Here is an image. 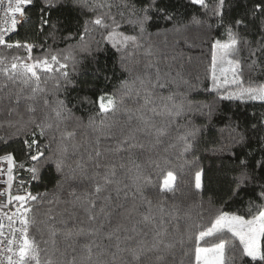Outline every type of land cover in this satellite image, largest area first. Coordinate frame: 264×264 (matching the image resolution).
I'll use <instances>...</instances> for the list:
<instances>
[{"label":"snow or ice","instance_id":"snow-or-ice-1","mask_svg":"<svg viewBox=\"0 0 264 264\" xmlns=\"http://www.w3.org/2000/svg\"><path fill=\"white\" fill-rule=\"evenodd\" d=\"M187 3L202 11L187 17L175 10L171 0H145L139 8L126 2L124 10L118 13L121 19L117 20L111 0H97L91 6L94 15L85 22L80 40H84L90 26L102 29L106 33L104 40L120 53L121 67L129 72L130 79L121 80L117 89L111 93L103 91L95 100L78 98L77 103L91 105L88 127L94 138L77 143L76 131L67 126L69 121L79 119L73 115L75 104L71 100L59 99L51 107L45 96L39 101L45 111L36 115L37 96L44 92L40 87L43 77L57 74L62 79L56 80V91L66 90L65 85L70 83L67 69L71 62L75 71V57L51 51L34 57L35 44L11 37L20 26L29 23L40 35L54 39L63 28L68 32L66 39H74L70 22L63 17L53 20L52 11L61 4L86 7L88 0H41L36 21L27 14L34 0H0V49H22L26 53L11 59L0 56V77L30 90V94H17L10 99L5 119L0 121V129L5 130L0 142L15 145L10 150L6 147L0 155V163H6V168H0V177L7 176L0 181L6 185L0 190V212L9 209L0 215V264H60L53 258L55 253L42 258L40 245L31 233L37 225L47 227L53 247L60 235L70 242L71 259L66 264H169L170 260L177 264V256L181 258L179 264H185V260L187 264H230L226 256L229 236L239 241L237 251L242 262L247 258L250 264H264V205H259L250 218L221 207L207 223L191 221L181 232L169 225L170 218L178 217L181 209L176 204L169 206L168 200L175 199L180 191V173L185 167L191 171L194 165L187 161L174 164L167 153L176 144H169L163 153L149 156L146 162L138 161V150L157 149L165 144L179 118L203 114L204 108L209 109V117L212 114L209 105L188 94L180 93L179 102L176 93L163 95L171 84L177 83L193 94L198 93L197 83L180 71L173 75L171 68L165 71L152 62L143 64L135 74L124 67L136 51L152 53L154 46L146 44V39L151 37L149 30L153 27L157 28L156 35L161 34V22L170 26L163 28L164 34H181L191 27L209 31L223 28L221 36L211 41L209 91L219 93L221 101H264V83L245 86L243 79L245 66L250 73L264 74V0ZM233 12L236 14L232 15ZM122 23L131 26V33L120 30ZM225 85H234L235 90L229 91ZM229 121V135L217 151L228 155L232 162L229 171L234 175L220 189V199L225 205L238 204L249 197L264 201V117L243 122H232L229 117ZM198 131L193 129L178 138L181 156L194 149ZM110 154L121 158L119 169L123 179H118L116 163L108 160ZM21 156L23 161L18 168L30 180L20 179L19 188L13 193L17 179L14 173ZM45 173L50 181H55L51 192L33 193L26 187V183L42 181ZM85 182L90 187L79 192L78 187ZM193 182L197 192L204 189L203 168H196L189 184ZM45 201L49 208L44 213L46 218L41 220L37 211ZM61 203L68 219L61 220L58 226L52 206ZM188 218L191 219L190 214ZM209 238L217 242L202 247V242ZM234 260L235 257L231 264Z\"/></svg>","mask_w":264,"mask_h":264},{"label":"trees","instance_id":"trees-1","mask_svg":"<svg viewBox=\"0 0 264 264\" xmlns=\"http://www.w3.org/2000/svg\"><path fill=\"white\" fill-rule=\"evenodd\" d=\"M97 0H88L86 7H72L71 5L65 7L60 5L52 11V19L56 20L58 17H63L64 20L70 22L71 32L74 34V39H66L68 32L61 28L53 39L50 36L38 34L29 23H25L19 27L18 32L13 34L12 40H27L36 45L32 55L34 57H42L46 52L60 53L62 55L71 54L75 57L77 64L75 71L71 62H69L68 73L70 83L61 88L59 92L54 87L57 79H62L57 74L51 76L45 75L41 81L40 87L44 90L42 95L37 96V116H41L44 111V105L39 103L43 97H48L51 101V107H55L59 99H69L73 108V115L78 120H71L68 122V128L75 130L77 133L76 142L86 143L88 140L93 139L92 129L88 127V117L91 114L90 104L77 103L78 98L88 97L89 101L95 100L103 91L109 93L113 92L119 87L120 81L123 79H130L129 72L124 71L120 63V53L111 47L110 43L104 40L106 33L102 29L90 26L84 40H80V33L84 31L86 21L93 18V11L90 10L91 6ZM134 4L137 8L144 5L145 0H111L113 5L112 13L116 15L117 20H120L118 13L124 10V4ZM167 2V0H166ZM211 3L212 0H209ZM232 0H229L231 3ZM254 2V0H253ZM175 10L181 16L191 17L200 11L198 7L191 6L187 0H171ZM41 0H34V5L29 7L27 14L31 17L32 21H36L40 15ZM237 11H240L239 9ZM98 14V13H97ZM233 12L232 15H235ZM215 23V21H211ZM258 23V22H257ZM164 27H170L160 24L161 34L156 35L157 28L153 27L149 31L152 33L150 38L146 39V44L151 43L154 47L150 55H146L143 50L136 51L126 61L124 67L131 70L133 74L139 70L143 64L152 62L157 64L162 70L167 71L169 68L173 70V75L176 71H180L185 78L191 79L198 85V93L193 94L188 89L184 88L181 84H171L170 89L166 90L163 95L167 96L170 93L177 94V102L180 100V93L188 94L192 99L198 102L207 104L212 109V114L209 117V109L204 108L203 114L195 113L179 118L178 122L173 124L169 137L166 139L165 144L157 149L137 151L139 162H146L149 156H155L163 153V149L168 147L169 144H176V148L169 149V153L174 164L182 165L185 161L194 166L191 171L185 167L179 176L180 191L177 193L175 199H169L168 205H179L181 211L178 217L170 218L169 225L173 229H179L181 232L187 227L191 221L196 223H207L212 216L215 215L216 209L223 207L227 211L237 212L250 218L256 213L259 205H264V201L254 198H245L241 203L225 205L220 199V189L226 186L227 181L234 175L229 171L232 162L229 160L226 153L217 151L225 138L228 137L230 129L228 128L229 117L232 122L237 119L245 121L249 119H260L264 117V101H221L219 93L209 91L211 87L210 80V65H211V41L219 38L224 29H212L211 31L206 28L191 27L186 32L181 34L163 33ZM121 31L131 33V26L127 23L121 24ZM43 46V51L41 50ZM87 49V50H86ZM89 50L91 54H89ZM13 55H26L22 49H13L11 51L0 49V56H5L11 59ZM246 55V53H244ZM219 70V69H218ZM217 70V71H218ZM217 75L222 80V76ZM108 77V79H105ZM199 78L197 81L196 78ZM245 86L250 83L255 85L264 83V74L250 73L245 66L243 75ZM5 85H7L5 87ZM229 91H234V85H225ZM224 89H221L223 92ZM17 94H30V90L24 85L19 83H12L0 77V121L5 119L6 108L9 106L10 99ZM72 104L69 107H72ZM129 107L134 105L129 104ZM50 110V109H49ZM64 127V125H61ZM198 129L196 134L195 146L192 151L180 155L182 151V144L179 142V137L187 132ZM5 134L4 129H0V136ZM57 137L59 133H55ZM15 147L14 144L9 142V145H4L0 142V155L4 154V149ZM108 160L114 161L117 165L119 173L118 179H123L124 174L119 169L121 158L119 156L109 155ZM23 161L21 156L17 160V179L13 184L12 191L16 193L19 188V180L23 179L28 182L30 177L28 174L18 168L19 163ZM197 167L205 170V186L202 191L197 192L194 188V182L189 184L194 171ZM55 181L49 180L48 174L45 173V178L40 182L26 183V187L33 193L49 191L53 189ZM259 183V181H257ZM90 185L85 182L78 187L79 192H85ZM51 199V197H49ZM64 199H67V189L64 191ZM252 200V207H249V200ZM54 214L56 215V224L59 226L61 220H67L68 217L64 215L65 205L61 203L58 207L53 205ZM131 205H129V208ZM49 205L47 201L44 202L42 207L38 208L37 216L43 220L46 217L44 213L47 212ZM188 214L191 219L189 220ZM32 235L35 236L41 248L42 258L52 256L58 260L60 264H66V261L71 259L70 242L60 235L57 238L56 246L53 247L51 237L49 236L48 229L44 225H37L31 229ZM230 247L226 252V256L230 259L235 257L234 264H250L247 258L242 262L239 259V252L237 251L239 241L229 236ZM47 241V243H46ZM216 240L209 238L206 242H202L201 246H211ZM236 246V248L231 247ZM65 253H68L65 255ZM181 258L177 256V264ZM171 264V260L169 261ZM185 264L187 261L185 260Z\"/></svg>","mask_w":264,"mask_h":264},{"label":"built area","instance_id":"built-area-1","mask_svg":"<svg viewBox=\"0 0 264 264\" xmlns=\"http://www.w3.org/2000/svg\"><path fill=\"white\" fill-rule=\"evenodd\" d=\"M2 8H0V13H2ZM0 168H6V163H0ZM7 176L0 177V181L6 180ZM6 187L3 183H0V190H3ZM3 212H9L8 208L3 209ZM3 212H0V215H3Z\"/></svg>","mask_w":264,"mask_h":264},{"label":"rangeland","instance_id":"rangeland-1","mask_svg":"<svg viewBox=\"0 0 264 264\" xmlns=\"http://www.w3.org/2000/svg\"><path fill=\"white\" fill-rule=\"evenodd\" d=\"M225 66H226V65H225ZM217 72L219 73V75H221L220 72H219V70H218ZM221 76H222V80H220V82L223 83V75H221ZM230 78H231V76H230V74H229V79H230ZM256 101H259V100H256ZM225 139H226V138H225ZM202 247H210V246H205V245H204V246H202Z\"/></svg>","mask_w":264,"mask_h":264}]
</instances>
